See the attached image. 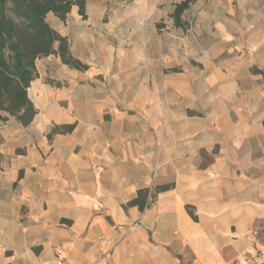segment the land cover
Here are the masks:
<instances>
[{
    "label": "crops",
    "instance_id": "obj_1",
    "mask_svg": "<svg viewBox=\"0 0 264 264\" xmlns=\"http://www.w3.org/2000/svg\"><path fill=\"white\" fill-rule=\"evenodd\" d=\"M103 1L46 13L88 75L36 59L0 125V264H231L264 224V2L191 40L171 0Z\"/></svg>",
    "mask_w": 264,
    "mask_h": 264
},
{
    "label": "trees",
    "instance_id": "obj_2",
    "mask_svg": "<svg viewBox=\"0 0 264 264\" xmlns=\"http://www.w3.org/2000/svg\"><path fill=\"white\" fill-rule=\"evenodd\" d=\"M86 1L0 0V125L8 116L19 119L24 125L32 121L35 109L27 96V88L38 76L36 59L56 54L70 68H86L72 57L66 38L46 21L48 12L64 19L73 4L85 17ZM188 1L176 5L173 14L176 23ZM67 128L63 126L53 131Z\"/></svg>",
    "mask_w": 264,
    "mask_h": 264
},
{
    "label": "rangeland",
    "instance_id": "obj_3",
    "mask_svg": "<svg viewBox=\"0 0 264 264\" xmlns=\"http://www.w3.org/2000/svg\"><path fill=\"white\" fill-rule=\"evenodd\" d=\"M162 1L163 0H159V1L155 0L156 2L155 8L157 10L159 9L162 10L163 8ZM164 1L167 2L168 0H164ZM182 1L184 0H171L172 6L174 7L173 9H175L176 5ZM251 1L250 0L249 1L248 0H245V1L244 0H232L231 4L236 6L238 3H242V2L247 3ZM103 3H105L107 7H110L112 5V3H110L109 1L106 2L105 0L103 1ZM223 5H226V0H189L187 3V6L182 10V12L179 15V21L182 20V22H184L188 27L187 29H183L182 34L189 35L191 40H193V38H197L196 31L194 30V28L191 27L192 23L196 22V20H199V19L204 20L205 22L212 20L213 16L215 15L213 12L214 11L213 6L221 7ZM215 10L219 11L220 9L216 8ZM48 15L52 16L53 14L49 12ZM168 17H171V16L168 15ZM168 17H167V20H168ZM166 23L167 22L160 20L157 22V26L159 29L160 28L166 29L164 26ZM173 23L174 25H177L178 23V22L177 23L175 22L174 15H173ZM49 70L51 71L48 74L54 75L56 72V74L59 75L58 77L60 79L61 78L65 79V78L70 77L68 70L64 68L60 69V68L53 67V69H49ZM78 70H80L79 72L82 73L83 75H88L87 67L85 69H78ZM169 70L177 71V69H169ZM101 76H104V74ZM253 245H254L253 249L250 252L244 254V256L242 257L235 259V261H233L231 264H264V224L258 223V225L254 228Z\"/></svg>",
    "mask_w": 264,
    "mask_h": 264
}]
</instances>
